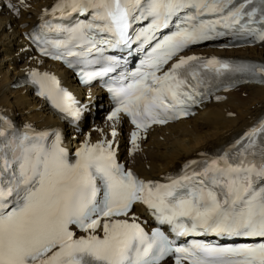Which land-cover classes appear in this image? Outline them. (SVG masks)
Here are the masks:
<instances>
[{
	"label": "snow or ice",
	"instance_id": "6c2138e0",
	"mask_svg": "<svg viewBox=\"0 0 264 264\" xmlns=\"http://www.w3.org/2000/svg\"><path fill=\"white\" fill-rule=\"evenodd\" d=\"M7 7L19 15L30 5L17 0ZM258 11L259 28L253 27ZM51 12L91 16L71 27L53 29L46 22L32 36L42 55L63 60L69 68L101 66L82 68V81L120 67L117 56L104 54L106 47L130 48L134 37L137 51L144 45L150 51L134 71L120 73L123 82L108 86L114 103L107 117L114 122L111 139H85L73 149L60 130L38 131L25 124L22 132L9 133L12 125L4 121L0 264H161L166 256L174 257L175 264H264V119L223 154L189 161L166 183L139 178L119 162L114 147L121 114L134 126L129 149L134 154L141 131L194 115V107L223 83L220 77L230 74L225 91L239 82L231 80L235 74L264 83V65L181 54L190 45L226 34L218 28L264 41V0L259 6L253 0H57ZM139 21L150 22L129 34ZM173 24L175 30L157 40ZM45 28L65 38L47 40ZM28 82L79 129L86 107L54 75L33 68ZM139 205L175 238L159 226L146 231L136 215ZM207 234L260 242L177 243L180 237Z\"/></svg>",
	"mask_w": 264,
	"mask_h": 264
},
{
	"label": "bare ground",
	"instance_id": "6f19581e",
	"mask_svg": "<svg viewBox=\"0 0 264 264\" xmlns=\"http://www.w3.org/2000/svg\"><path fill=\"white\" fill-rule=\"evenodd\" d=\"M5 1L17 3V0ZM25 2L30 7L21 8L19 15L5 3H0V114L23 126L30 124L36 130L59 127L70 147H79L85 139L90 142L100 140L104 135L110 139V125L103 121L105 106L108 105L103 91L97 85L80 86L73 74L60 63L35 55L25 39V34L41 17L44 18L45 10H50L57 0ZM184 55L227 57L264 63V46L222 48L220 44H213L196 47ZM33 68L56 75L75 95L79 104L86 107L84 119L79 124L80 133L75 125L62 123L59 117L52 114L46 102L33 94L31 87L14 88L19 79ZM216 96L223 99L213 97L202 104L193 117L164 127H153L134 154L129 153V136L124 133L129 128L121 122L118 125L117 143L114 144L118 157L143 179L166 181L167 176L180 172L192 159L216 155L224 150L264 116V85L247 84L220 92ZM135 211L139 218L145 217L146 211L140 206Z\"/></svg>",
	"mask_w": 264,
	"mask_h": 264
}]
</instances>
